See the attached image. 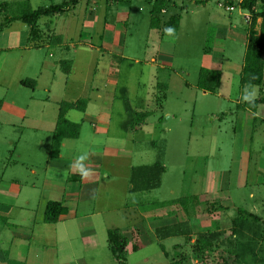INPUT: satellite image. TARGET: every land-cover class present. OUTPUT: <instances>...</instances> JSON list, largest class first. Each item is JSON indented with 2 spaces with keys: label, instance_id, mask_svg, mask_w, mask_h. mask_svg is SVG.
<instances>
[{
  "label": "rangeland",
  "instance_id": "rangeland-1",
  "mask_svg": "<svg viewBox=\"0 0 264 264\" xmlns=\"http://www.w3.org/2000/svg\"><path fill=\"white\" fill-rule=\"evenodd\" d=\"M3 1L0 0V4ZM198 1L172 0L168 14H159L165 21L174 14H180V26L171 33L165 32L167 27L157 33L151 30L152 3L149 0H134L131 5L124 48L112 58L122 60L116 67L120 73L119 86L127 87L128 100L138 113L127 114L118 99L109 137L122 141L121 171L129 164L140 167L156 163L165 165L167 171L163 174L160 187L149 192L146 202L140 204V210L147 212L146 219L141 215L137 218L130 207L133 205L131 198L138 196L127 188L131 181L116 180V192L111 196L115 197L112 203L120 211L106 212L95 218V245L90 243L91 247H85L84 242L75 241L72 250L66 248L64 253L71 254L70 259L74 264H171L172 261L178 264H264V103L254 112L245 106L250 100L242 98L246 88L254 93L251 100L263 97L264 83L242 86L240 72L246 46L226 36L225 29V24L230 23L245 28L246 20L247 29L251 16L243 17L244 12L238 5L240 0H233V11H228L223 5L225 0ZM31 2L34 8H38L60 3L61 0ZM101 4L99 11L103 12L105 0H101ZM122 4L127 6L125 2ZM87 5L86 1H82L69 16L62 17L61 22L53 16L42 17L40 25L47 31L57 23L62 26L66 19L65 25L70 31L64 37L76 42ZM8 11L16 14L18 5H11ZM2 15L0 6V25L5 21ZM109 18H112L111 14ZM44 23L46 28L43 27ZM161 41L163 44L159 46ZM160 48L168 49L161 50L162 53L173 55L174 63L170 67L163 69L160 66L163 62L158 55ZM85 54L93 62L89 69L82 66ZM62 58L79 62L75 80H80L72 82L75 87L84 78L92 81L102 52L80 48L77 54L65 53ZM68 65L70 67L71 62ZM201 68L221 70V85L216 92H205L198 88ZM156 79L166 83L168 89L156 88L151 93L152 81ZM140 111H151L144 125H141L143 116ZM125 118L132 119L131 128L141 129L123 130L120 126ZM48 144L51 149L49 137ZM13 148L0 147V181L6 168L14 172L28 169V165L21 162L8 166ZM129 151L132 152L131 159L126 157ZM105 164L109 165L107 161ZM139 179L135 176L133 183L138 184ZM108 192L100 189L101 212L111 207L102 201L103 196L111 194ZM184 196H198L199 202L188 200V211L181 203L177 207L170 205L168 214L161 211L155 214V218H150L152 212L149 210L153 202ZM32 201V208H36L34 197ZM156 207L155 204L153 209ZM239 209L256 213L261 218L259 225L246 215L244 225H236L234 219L240 217ZM258 227L260 233L256 236L253 232L257 233ZM108 228H119L129 239V244L122 250L124 262L118 260L109 248ZM162 229L183 233L166 239L161 234ZM11 231L22 232L19 229ZM8 234L4 233L1 239L3 248L8 246L5 242ZM200 239H208L212 245L202 248ZM254 239L258 242L251 243ZM17 254L14 248L11 256L6 255L16 260Z\"/></svg>",
  "mask_w": 264,
  "mask_h": 264
},
{
  "label": "crops",
  "instance_id": "crops-1",
  "mask_svg": "<svg viewBox=\"0 0 264 264\" xmlns=\"http://www.w3.org/2000/svg\"><path fill=\"white\" fill-rule=\"evenodd\" d=\"M31 1L4 0L0 4L2 16L5 19L12 17L8 11L11 5H18L20 10V5L25 2H28L32 9H37L32 6ZM64 1L61 0L60 3ZM82 1H86L88 5L83 13L79 40L76 42L70 37H64L70 31L65 25L66 19L62 26L57 23L53 29L49 28L48 32L41 27L39 21L42 38L37 40L32 39L29 26L21 20L12 21L0 28V147L6 146L10 149L14 146L8 166L18 165L20 162L28 165L26 171L14 172L6 168L1 174L0 196L4 200H0V244L4 233L10 234L5 240L8 246L3 248L0 245V251H6L11 256L15 248L18 251L16 260L23 264H74L70 259L71 254L64 253L66 248L72 250L75 241L84 242L85 247H91L90 243L95 245L97 243L95 218L106 212L120 211V208L112 203L115 197L111 196L116 192L114 188L118 179L131 181L127 188L138 196L131 198L133 205L130 207L137 218L141 215L146 219L147 212L140 210V204L146 202V195L149 192L160 187L163 174L167 171L162 163L160 169L155 168L158 163L140 167L129 164L121 171L119 163L123 160L124 150L122 141L109 137L113 123L112 115L118 99L127 114L138 113L128 100L127 87L119 86L120 73L116 67L122 60L112 58L118 50L124 48V36L131 19L130 8L134 0L130 4L122 0H105L106 7L103 12L99 11L102 6L101 0H80L65 13L50 16L61 22L63 20L61 18L69 16ZM124 2L127 6L122 4ZM4 3L10 6H3ZM226 9L230 11L228 7ZM242 11L244 18L249 17L246 11ZM168 12L169 8L162 14ZM109 14L112 18H109ZM166 22L165 19L162 20L159 28L151 27V30L155 33L163 30L166 28ZM247 23L246 20L245 28L235 27L233 23L225 24L226 36L246 46ZM43 27L46 28L47 25ZM162 44L163 41L159 46ZM80 48L91 52L96 50L100 54L102 52V59L98 58L92 81L84 78L83 82H80L81 85L75 84V89L72 82L76 81L75 74L79 62L62 57L65 53L77 54ZM161 50L163 49L160 48L158 55L163 59L160 66L164 69L173 65L174 57L170 53H162ZM81 62L85 69H89L93 63L88 55L82 57ZM66 67L69 68L68 72L65 71ZM168 87L166 83L156 79L155 82L152 81L151 93L156 88H164L166 91ZM64 103L84 105L82 108L73 106L65 113L70 122L80 125V133L77 137L64 138L58 154L53 155L54 133ZM150 112L140 111L147 115H150ZM147 117H142L141 125L146 123ZM131 120L125 118L120 127L123 130L130 129ZM131 129L138 131L141 128ZM48 137L51 149L48 148ZM136 140L133 139L135 142ZM85 153L87 159L83 163L91 170L87 177L82 176L75 167L77 158ZM131 153L127 152L126 157L131 159ZM105 161L109 165L105 164ZM135 176L140 178L138 184L133 183ZM101 188L111 193L102 197V201L111 206L108 211L100 210ZM33 197L36 208H32ZM178 200L179 198L153 202L149 210L152 212L150 218H155V214L161 211L168 214L170 205L172 207L181 205ZM19 201L21 202L18 203ZM50 201L61 202L66 208V212L55 223L45 221ZM166 202L171 204L159 205ZM155 204L157 209H153ZM11 229H19L22 232L13 233ZM110 229L120 230L108 228L107 234ZM120 232L123 233L121 230ZM180 233L183 231L169 232L162 229L161 232L166 239ZM29 239L31 240L28 243ZM38 242L40 244H36ZM0 264L9 262L0 259Z\"/></svg>",
  "mask_w": 264,
  "mask_h": 264
},
{
  "label": "trees",
  "instance_id": "trees-1",
  "mask_svg": "<svg viewBox=\"0 0 264 264\" xmlns=\"http://www.w3.org/2000/svg\"><path fill=\"white\" fill-rule=\"evenodd\" d=\"M80 0H65L60 4H53L50 6H42L37 9H32L28 2H25L20 5V10L14 14L12 17L5 19L4 23L0 25V28H3L7 24L15 20H21L30 28L31 37L33 40L42 38L41 29L39 26V21L44 16H50L57 13H65L70 10L72 7L76 6ZM127 3H132L133 0H122ZM152 3L151 10V27L159 28L162 19L159 17V14H162L164 10H167L172 2V0H149ZM206 0H200L198 2H205ZM4 5L10 6L8 3ZM226 7L234 8L233 0H225L223 3ZM239 7L249 13L251 16V22L247 26V43H246V52L244 57V64L241 72V84L245 85H262L264 83V0H241L238 3ZM12 15V14H11ZM181 16L180 14H174L169 17L165 23L166 27H171L172 29L177 30L180 26ZM69 67V66H68ZM66 67L65 71H69V68ZM221 76L222 72L218 69H209L201 68L199 73V78L197 81V86L201 90L206 92L214 93L221 85ZM264 103V96L258 97L254 100L247 101L245 106L256 112L260 104ZM84 104V102H83ZM80 107L84 105L79 104H69L64 103L61 107V112L58 119V126L54 133L53 141V155L58 154L61 142L66 137H77L80 133V125L77 123L70 122L66 117V111L71 107ZM143 117L147 116V113H140ZM159 165L156 164L155 168L158 169ZM160 169V168H159ZM139 188V187H137ZM149 188V187H147ZM188 200H197L199 202V197H183L178 200L182 204L184 210L187 209ZM196 202V201H195ZM169 203H159L160 206H165ZM66 212V208L61 202L50 201L47 205L45 221L48 223H55L59 220L60 216ZM188 213V212H187ZM240 217L234 219V223L240 227L244 225L243 220L246 216L252 217L259 225L258 221L261 218L256 214L245 209H239ZM188 215H190L188 213ZM259 227L257 228V233L253 232L254 235L259 236ZM215 235V233L213 234ZM108 242L109 246L118 260L123 261L122 250L129 244L128 238L120 232L118 229H110L108 232ZM202 248H208L212 245L211 241L208 239H200ZM257 243L258 240H253L251 243ZM4 252V254H3ZM243 249L241 251L242 255ZM8 252L0 251V258L7 260L9 264H23L17 260L9 259L6 255ZM239 254H237L238 256ZM243 256V255H242ZM171 264H178L176 261H172Z\"/></svg>",
  "mask_w": 264,
  "mask_h": 264
},
{
  "label": "clouds",
  "instance_id": "clouds-1",
  "mask_svg": "<svg viewBox=\"0 0 264 264\" xmlns=\"http://www.w3.org/2000/svg\"><path fill=\"white\" fill-rule=\"evenodd\" d=\"M167 32L171 33L174 31V29H172L171 27L166 29ZM254 93L253 92H249V90L246 88L245 92L243 94V99L244 100H251L253 97ZM87 159V154H82L77 158V162L75 164V167L77 169H79L80 173L82 174V176L87 177L90 174V169L86 168L85 164L83 163L85 160Z\"/></svg>",
  "mask_w": 264,
  "mask_h": 264
},
{
  "label": "built area",
  "instance_id": "built-area-1",
  "mask_svg": "<svg viewBox=\"0 0 264 264\" xmlns=\"http://www.w3.org/2000/svg\"><path fill=\"white\" fill-rule=\"evenodd\" d=\"M228 9H229L230 11H232L234 8H233V7H228Z\"/></svg>",
  "mask_w": 264,
  "mask_h": 264
}]
</instances>
